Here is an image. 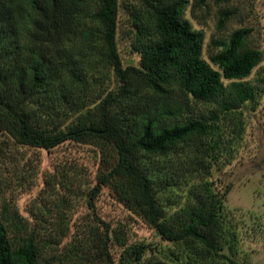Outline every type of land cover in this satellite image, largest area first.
Returning <instances> with one entry per match:
<instances>
[{
	"label": "trees",
	"instance_id": "trees-1",
	"mask_svg": "<svg viewBox=\"0 0 264 264\" xmlns=\"http://www.w3.org/2000/svg\"><path fill=\"white\" fill-rule=\"evenodd\" d=\"M258 2L0 0V176L39 187L0 200V264H248L222 174L263 92Z\"/></svg>",
	"mask_w": 264,
	"mask_h": 264
},
{
	"label": "rangeland",
	"instance_id": "rangeland-1",
	"mask_svg": "<svg viewBox=\"0 0 264 264\" xmlns=\"http://www.w3.org/2000/svg\"><path fill=\"white\" fill-rule=\"evenodd\" d=\"M258 10L263 15L262 23L264 25V0H259ZM204 27L212 35L216 29V22L212 16L207 19ZM261 36V46L264 50V31ZM262 78H264V61L255 69L251 77L255 83L260 85L263 92L259 98L260 103L256 107V111L252 112L250 117L247 115V119L250 121L246 141H244L245 144L243 143L238 147V158L222 174L225 183L230 182L234 186L228 195V205L231 210H234V220L238 223L242 247L241 260L246 261L248 264H264V82H260ZM20 153L32 156L37 154L39 156L37 150L30 148H25ZM55 154L58 160L65 159L63 150H57ZM81 154L83 156L92 155V153L87 154L82 151ZM66 155H70L68 150ZM78 160L80 165L86 164L83 157ZM86 160L92 171H94L93 159ZM49 165L50 160L47 157L44 159L42 166L47 168ZM2 172L0 179L4 180L0 181V200H4L5 197L9 196L7 194H11L12 202L15 205L18 204L20 207L29 206L33 198L36 197L39 187L28 193H17V196L16 172H10L8 175H3ZM136 231L138 233L134 234L135 237H146L148 239L154 237L151 232L145 231L142 227ZM50 264H53L52 260H50Z\"/></svg>",
	"mask_w": 264,
	"mask_h": 264
}]
</instances>
